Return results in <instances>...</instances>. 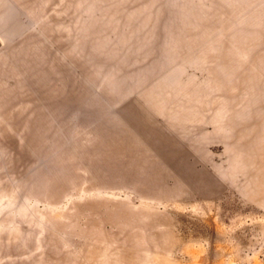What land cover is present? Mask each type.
<instances>
[{
    "label": "rangeland",
    "instance_id": "1",
    "mask_svg": "<svg viewBox=\"0 0 264 264\" xmlns=\"http://www.w3.org/2000/svg\"><path fill=\"white\" fill-rule=\"evenodd\" d=\"M0 264H264V0H0Z\"/></svg>",
    "mask_w": 264,
    "mask_h": 264
},
{
    "label": "bare ground",
    "instance_id": "2",
    "mask_svg": "<svg viewBox=\"0 0 264 264\" xmlns=\"http://www.w3.org/2000/svg\"><path fill=\"white\" fill-rule=\"evenodd\" d=\"M241 156V155H240ZM240 160H241V158H240ZM244 161V160H243ZM245 163V162H244Z\"/></svg>",
    "mask_w": 264,
    "mask_h": 264
}]
</instances>
